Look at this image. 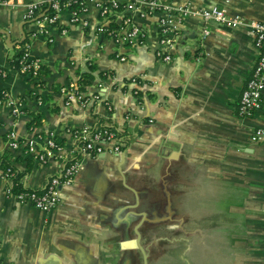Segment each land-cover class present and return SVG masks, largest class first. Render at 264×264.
<instances>
[{"label": "crops", "instance_id": "crops-1", "mask_svg": "<svg viewBox=\"0 0 264 264\" xmlns=\"http://www.w3.org/2000/svg\"><path fill=\"white\" fill-rule=\"evenodd\" d=\"M162 1L190 13L169 61L155 55L162 12L133 13L138 36L120 43L89 1L85 25L63 11L48 33L22 6L0 7V97L20 104L13 113L0 102V156L37 190L64 163H79L49 211L8 197L0 168V264H264V141L250 140L264 127V90L261 110L238 114L258 58L254 33L193 14L217 5L264 22V0ZM25 50L46 66L39 84L15 63ZM86 71L93 78L83 86ZM72 83L84 102L63 92ZM86 124L115 129L120 150L82 151L66 129ZM10 131L39 149L52 134L62 149L39 163L8 146Z\"/></svg>", "mask_w": 264, "mask_h": 264}, {"label": "built area", "instance_id": "built-area-1", "mask_svg": "<svg viewBox=\"0 0 264 264\" xmlns=\"http://www.w3.org/2000/svg\"><path fill=\"white\" fill-rule=\"evenodd\" d=\"M88 1L95 6L98 12L102 22L101 28L120 43L131 42L133 38L138 36V28L133 23V13L140 18H146L158 12L164 13L158 24V46L155 51L156 57L162 61L171 59V48L174 37L180 28L181 16L184 17L190 14L186 8L182 7H177L175 9L176 13L173 14L172 6L162 0H25L22 3H15L12 0H0V7L22 6L24 19L36 23L40 33H48L49 27L58 24L60 14L63 11L68 12L71 23L85 25L87 21L83 19V15L88 11ZM72 4L75 7L71 9ZM119 13H122L120 24L116 28L110 27L109 23L112 21V17ZM193 14L200 15L205 22L214 21L229 28L246 25L254 33L258 58L238 101V114L243 117L252 116L261 110L263 104L264 22L255 19L246 20L240 15H229L224 8L217 5L198 9ZM65 31V28L61 29L62 33H65ZM208 33L209 30L204 29V34ZM15 63L18 65L19 72L25 77H41L42 61L39 58L29 56L26 50L22 51L20 56L15 59ZM63 90L68 98L76 97L84 102L82 95L78 93L76 84H69ZM2 100L10 105L13 113L20 112V104L16 103L7 93L2 92L0 102ZM66 132L81 142V150L84 152L99 154L106 151L120 150L118 133L111 127H93L86 124L78 129L67 128ZM250 140L254 143L264 141V127L254 128L250 134ZM7 143L13 150L22 147L26 154L32 155L33 159L39 163H46L54 156L55 152L62 149L59 139L52 134L45 137V147L43 149L36 147V143L32 139L20 141L13 131L7 134ZM78 167L77 160L64 163L62 171L52 176L46 185L38 190L30 189L22 184L21 177L19 179L15 178L14 172L10 168L4 171L1 170V177L5 182L4 190L8 197H13L18 203H28L37 209L49 211L60 203L61 187L72 181ZM20 183L22 189L16 191L14 187Z\"/></svg>", "mask_w": 264, "mask_h": 264}, {"label": "trees", "instance_id": "trees-1", "mask_svg": "<svg viewBox=\"0 0 264 264\" xmlns=\"http://www.w3.org/2000/svg\"><path fill=\"white\" fill-rule=\"evenodd\" d=\"M74 7H75V5L72 4L71 5V9L74 8ZM109 26L112 27V28H116L117 27V25L115 23H113V22H110ZM20 54H21V52L16 51L14 53V56L19 57ZM93 69H94V65H90V71L93 70ZM40 73L41 74H47L46 66L43 65V64L41 66ZM26 78H27V80L32 81L35 85L39 84L40 82H42L40 77H35V78L26 77ZM92 78H93V76L90 75L89 71L83 72V73H81V76H80V78L78 80L79 81L78 83H81L84 86ZM34 116L35 117L33 118V122L35 121L36 122L35 125H37L40 122V116L39 115H34ZM0 168H1L2 171L6 170L7 168H10L14 172L15 178H17V179H19L21 177L22 173H23V172L17 171V169L10 162H7L3 156H0ZM14 189L16 191L17 190H21L22 189V184L21 183L20 184H16Z\"/></svg>", "mask_w": 264, "mask_h": 264}]
</instances>
